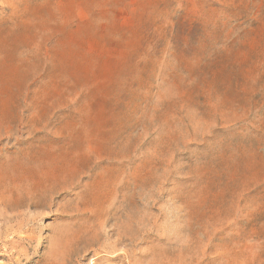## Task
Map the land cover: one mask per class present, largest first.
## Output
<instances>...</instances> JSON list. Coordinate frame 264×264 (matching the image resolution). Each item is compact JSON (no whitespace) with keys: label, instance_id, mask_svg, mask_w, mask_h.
Returning a JSON list of instances; mask_svg holds the SVG:
<instances>
[{"label":"rangeland","instance_id":"obj_1","mask_svg":"<svg viewBox=\"0 0 264 264\" xmlns=\"http://www.w3.org/2000/svg\"><path fill=\"white\" fill-rule=\"evenodd\" d=\"M0 264H264V0H0Z\"/></svg>","mask_w":264,"mask_h":264},{"label":"bare ground","instance_id":"obj_2","mask_svg":"<svg viewBox=\"0 0 264 264\" xmlns=\"http://www.w3.org/2000/svg\"><path fill=\"white\" fill-rule=\"evenodd\" d=\"M31 202H32V201H31ZM33 205H34V203H33V204H32V203H31V204H30V203H28V207H29V209H30V208H32V207H33ZM22 209H23V208H22ZM29 215H30V213H29ZM12 219H13V218H12ZM14 221H15V220H14Z\"/></svg>","mask_w":264,"mask_h":264}]
</instances>
